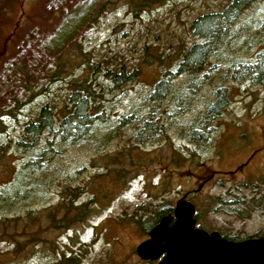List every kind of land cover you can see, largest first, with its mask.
Returning a JSON list of instances; mask_svg holds the SVG:
<instances>
[{
    "label": "rangeland",
    "instance_id": "obj_1",
    "mask_svg": "<svg viewBox=\"0 0 264 264\" xmlns=\"http://www.w3.org/2000/svg\"><path fill=\"white\" fill-rule=\"evenodd\" d=\"M231 1L0 0V190L40 149L15 143L40 104L52 108L56 125L85 84L101 114L81 139L41 135L50 141L42 168L15 207L0 208V264L69 256L76 264H157L136 246L158 222L156 212L173 210L183 195L195 207V226L237 240L264 236V73L253 74L264 52V0H245L222 22L194 74L176 71L206 40L193 21ZM120 71L134 73L114 85ZM166 71L168 88L151 99ZM218 87L224 105L205 118ZM235 197L263 206L238 216L245 205L230 202Z\"/></svg>",
    "mask_w": 264,
    "mask_h": 264
},
{
    "label": "trees",
    "instance_id": "obj_2",
    "mask_svg": "<svg viewBox=\"0 0 264 264\" xmlns=\"http://www.w3.org/2000/svg\"><path fill=\"white\" fill-rule=\"evenodd\" d=\"M244 2L245 0H232L231 3L221 13H205L193 21L192 27L194 28V31L199 33V35L204 37L206 40L203 43L194 44L184 54V57L182 61L179 62L176 71L183 69V72L188 71L189 74H194V72L205 63L206 58L210 54V50L216 46L217 37H219L223 31L221 26L222 22L231 21L232 18L236 16V13H238ZM256 67H258L259 70L257 73L253 74L259 75L264 73V52L260 55L259 60L256 63ZM245 70L249 71L247 68H245ZM169 72L170 71L164 72L159 80L155 83L150 92L151 99L155 98L157 95L163 92V90L168 88L169 85L167 81V74ZM132 73H134V71ZM132 73L125 74L120 71L112 75L111 81L114 85H118L126 79H129L133 75ZM107 74H109V72ZM80 89L83 91V93L78 95L77 92L79 91H75L69 96V99L72 103V108L67 109L66 112L61 114L56 125L51 112L52 108L47 103H43L38 106L36 119H30L28 122L24 123L22 126V132L16 139L15 143L19 146H23L24 144H28L30 142L29 146L31 148L37 147L40 149L35 155H29V158L22 162L21 166L18 167L14 172L13 178L8 186L0 190V208L2 206L5 211H8L10 207H15L14 202L22 199L21 192L22 190L24 191L23 188H27L29 186L27 179L29 178L30 174H34L42 166L40 164L42 162L41 154L45 152L44 149L46 151L47 149L49 150L50 146L49 139L45 143L41 141V135L43 133H57L61 140H78L88 135L89 128H91L93 123L99 122L101 114L95 115L97 112L96 108L98 106L92 100L93 93L91 89L85 84H83ZM223 90V87H218L214 90L215 100L207 107L203 117L209 118L214 116V114L218 113L222 108L225 102V94L223 93ZM140 121L143 124V127L148 129H152L154 127L153 123L145 118H141ZM200 121L201 120L197 118L193 123L194 125H191V136L195 137V135L197 136V133L201 134L200 129H198V126H200ZM0 132L2 131L0 130ZM5 146V143L0 142V162L3 161L4 155L6 153ZM260 200L261 199H255L251 202V204L250 202L245 204L244 199L235 197L230 202L234 204L244 203L245 206L237 209L238 211L236 214L238 216H247L254 208L263 206V203ZM7 207L9 208L6 209ZM76 207L82 208L83 205H77ZM172 211V208H160L156 212V220H158V218L162 215L172 213ZM5 219H0V224L1 221ZM221 236L227 239L237 240L227 234H223ZM249 237L251 236H246L245 238ZM58 264H76V258L74 256H69L61 260Z\"/></svg>",
    "mask_w": 264,
    "mask_h": 264
},
{
    "label": "water",
    "instance_id": "obj_3",
    "mask_svg": "<svg viewBox=\"0 0 264 264\" xmlns=\"http://www.w3.org/2000/svg\"><path fill=\"white\" fill-rule=\"evenodd\" d=\"M195 207L183 195L136 246L137 255L157 264H264V236L231 240L195 226Z\"/></svg>",
    "mask_w": 264,
    "mask_h": 264
},
{
    "label": "flooded vegetation",
    "instance_id": "obj_4",
    "mask_svg": "<svg viewBox=\"0 0 264 264\" xmlns=\"http://www.w3.org/2000/svg\"><path fill=\"white\" fill-rule=\"evenodd\" d=\"M192 24H193V23H192ZM192 24H191V25H192ZM193 45H194V44H193ZM193 45H192V46H193ZM192 46H191V47H192ZM191 47H190V48H191Z\"/></svg>",
    "mask_w": 264,
    "mask_h": 264
}]
</instances>
